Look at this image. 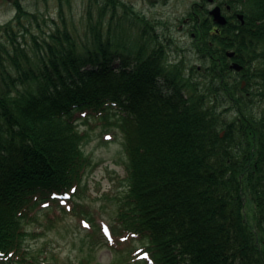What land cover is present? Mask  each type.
<instances>
[{
	"label": "trees",
	"instance_id": "16d2710c",
	"mask_svg": "<svg viewBox=\"0 0 264 264\" xmlns=\"http://www.w3.org/2000/svg\"><path fill=\"white\" fill-rule=\"evenodd\" d=\"M8 1L16 17L0 28V264H46L30 242L66 217L88 231L80 243L93 255L102 225L81 202L92 164L78 126L92 120L120 129L126 158L100 238L112 264H264V0H198L176 26L124 0H82L92 47L66 28L46 37L42 11ZM53 1L66 24L74 0Z\"/></svg>",
	"mask_w": 264,
	"mask_h": 264
},
{
	"label": "rangeland",
	"instance_id": "374dc122",
	"mask_svg": "<svg viewBox=\"0 0 264 264\" xmlns=\"http://www.w3.org/2000/svg\"><path fill=\"white\" fill-rule=\"evenodd\" d=\"M132 5L137 12L146 15L148 19L158 22H167L170 25H178L179 22L186 17L188 10L193 3L198 0H124ZM24 6L32 13L42 11L41 14L45 18L39 19V23L45 33L46 37L56 33L58 30L64 32L65 28L71 33L73 39L78 43V46L94 45V37L91 30L88 28L87 17L85 16L84 6H81L82 0H74V5L65 10V22L60 19L57 4L51 0L49 6L40 4L36 8L37 0H23ZM41 9V10H40ZM16 17L15 11L10 6L8 0H0V28L7 23L13 21ZM33 32L37 37H42V32L33 26ZM176 30V29H175ZM24 33V32H22ZM21 33V35H22ZM107 38V32L105 30ZM181 33H176L179 38ZM5 39L4 33H0V38ZM30 41V47H34L30 35H27ZM119 38H117L118 40ZM41 40V39H40ZM196 63L192 61V64ZM79 126L80 132L85 135L83 140V151L86 158L91 161L92 171L87 176L84 184L88 187L85 200L81 201L84 206L88 207L92 212L94 218L99 222L103 228L110 224L115 215V202L113 198L117 193L123 191L121 181L126 176L125 171V155L122 152L121 146V132L116 125L111 122L104 121H89L83 122ZM111 198H106V196ZM76 219L70 217L64 218L56 225L52 226L48 232L31 240L30 244L33 246L34 252L46 258V264H66L69 259L79 264V259L88 260L91 256L92 264H112L113 255L110 247L100 245V238L108 239V234L105 231L99 230L96 239L94 240L96 247L91 252V245L82 249L81 239L87 234V230L80 224L76 223ZM50 222L43 219L41 225H34L36 231L40 232L49 226ZM105 237H103V236ZM99 241V244H98ZM89 244L94 243L87 240ZM116 243V242H115ZM94 244V245H95Z\"/></svg>",
	"mask_w": 264,
	"mask_h": 264
},
{
	"label": "water",
	"instance_id": "95a60500",
	"mask_svg": "<svg viewBox=\"0 0 264 264\" xmlns=\"http://www.w3.org/2000/svg\"><path fill=\"white\" fill-rule=\"evenodd\" d=\"M214 18L215 22L219 24L220 26H224L227 24L226 18L222 15L221 9L219 7L215 8L211 13ZM240 19L243 21V16H240ZM230 57H234V54H230ZM233 68L237 71H241L243 68L239 66L238 64H235Z\"/></svg>",
	"mask_w": 264,
	"mask_h": 264
}]
</instances>
